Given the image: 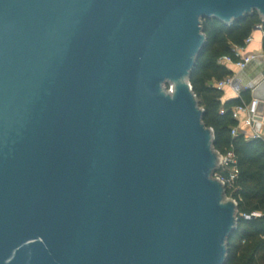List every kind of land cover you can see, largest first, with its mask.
Instances as JSON below:
<instances>
[{"label": "water", "instance_id": "95a60500", "mask_svg": "<svg viewBox=\"0 0 264 264\" xmlns=\"http://www.w3.org/2000/svg\"><path fill=\"white\" fill-rule=\"evenodd\" d=\"M254 11L264 22V0H0V264H225L238 204L190 77L202 18ZM255 64L238 74L264 121V60L241 75Z\"/></svg>", "mask_w": 264, "mask_h": 264}, {"label": "trees", "instance_id": "16d2710c", "mask_svg": "<svg viewBox=\"0 0 264 264\" xmlns=\"http://www.w3.org/2000/svg\"><path fill=\"white\" fill-rule=\"evenodd\" d=\"M259 23L264 30L258 11L231 24L216 17L202 18L207 41L190 77L193 90L205 110L203 121L214 130L215 149L221 154L231 150L235 155V162H228L216 171L229 179L232 168L236 169L235 177L226 184V194L237 201L238 228L228 240L225 264H264V139L247 136L241 130L232 134L238 124L232 108L243 101L250 103L252 91L245 89L241 97L225 101L224 90L214 85L235 73L232 67L219 64L218 59L232 53L234 45H244ZM262 49L264 51V37Z\"/></svg>", "mask_w": 264, "mask_h": 264}, {"label": "built area", "instance_id": "2783aa9c", "mask_svg": "<svg viewBox=\"0 0 264 264\" xmlns=\"http://www.w3.org/2000/svg\"><path fill=\"white\" fill-rule=\"evenodd\" d=\"M255 29H262V23L256 25ZM264 31V30H263ZM253 40L252 34L247 37L244 45H234L232 47V53L222 55L218 59V63L222 65H228L235 70V73L232 76H228L222 80L216 81L214 85L219 89H227L231 88L233 91L237 93L238 96L241 97V92L245 89H251L253 94L254 87H249L247 85H243L242 79L239 77L238 71L245 68L251 61L255 58H260L264 56V53L261 54H245L244 50L249 43ZM257 103V98L253 96V99L250 103L243 101L241 104H237L233 106V115L234 118L237 119L238 124L232 129V134L236 135L241 128L244 126H249L251 128V137H260L264 139V121L262 119L257 118L254 114V108ZM228 162H235V155L233 151H228L226 154L220 153V167L226 165ZM231 173V177L229 179H225L224 177L217 175L222 181L226 184L230 183L231 180L236 175V169L233 167ZM234 199V198H233ZM235 200V199H234ZM257 215L258 213H253ZM247 217H250L246 215Z\"/></svg>", "mask_w": 264, "mask_h": 264}, {"label": "crops", "instance_id": "0c3cea01", "mask_svg": "<svg viewBox=\"0 0 264 264\" xmlns=\"http://www.w3.org/2000/svg\"><path fill=\"white\" fill-rule=\"evenodd\" d=\"M264 37V31L262 29H255L252 33L253 40L251 43L247 45V47L244 50L245 54H261L264 53L262 49V41ZM264 60V56L260 58H255L253 61L256 62L255 65H252L249 67L248 71L241 72V75L243 76V79H252V80H258L262 77V69L259 65V62H262ZM251 61V63L253 62ZM243 81V80H242ZM237 93L233 91L231 88H227L224 90V100H229L232 98L237 97ZM241 131H243L247 136L251 135V128L249 126H244L241 128Z\"/></svg>", "mask_w": 264, "mask_h": 264}, {"label": "rangeland", "instance_id": "374dc122", "mask_svg": "<svg viewBox=\"0 0 264 264\" xmlns=\"http://www.w3.org/2000/svg\"><path fill=\"white\" fill-rule=\"evenodd\" d=\"M263 76V75H262ZM258 80H260V78L258 79ZM173 85V83L172 82H170V83H166V84H164V87H166V89H171V86ZM163 88V87H162ZM233 169V168H232ZM233 171V170H232ZM217 175H218V173H217ZM227 198L229 199H233V197H231V196H228L227 195ZM224 200L226 201L227 199L226 198H224Z\"/></svg>", "mask_w": 264, "mask_h": 264}]
</instances>
